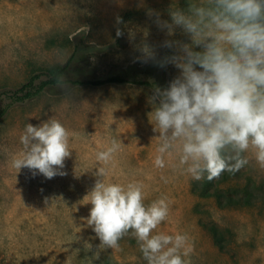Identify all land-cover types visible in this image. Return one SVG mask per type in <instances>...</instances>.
<instances>
[{
  "label": "rangeland",
  "instance_id": "374dc122",
  "mask_svg": "<svg viewBox=\"0 0 264 264\" xmlns=\"http://www.w3.org/2000/svg\"><path fill=\"white\" fill-rule=\"evenodd\" d=\"M181 6L184 0H179ZM172 0H0V107L9 103L5 93L19 87L34 73L63 64L74 48V36L84 33L94 76L147 68L168 83L178 70L136 59L140 53L125 35L115 37V19L121 17L136 32V41L147 39L159 45L158 31L150 12L168 19ZM123 27V25H122ZM185 39L179 33L175 37ZM166 49H159L162 57ZM153 89L124 84L101 87H58L33 99L13 104L0 120V264H147L137 240L130 234L119 247L100 246L87 217L92 207L89 191L101 162L96 154L112 138L122 146L110 162L106 182H140L145 204L167 198L169 215L153 234L186 233L191 253L188 264H264V168L251 152L240 176L224 187L249 184L259 198L251 205L217 206L213 197H199L192 180L176 168L174 157L165 168H156V141L149 98ZM49 119L59 121L69 132L70 157L62 171L46 179L11 160L23 152L20 137L26 124L36 126ZM123 157H129L128 164ZM140 161L143 166L137 165ZM113 163H117L113 166ZM215 226L214 234L209 228Z\"/></svg>",
  "mask_w": 264,
  "mask_h": 264
},
{
  "label": "clouds",
  "instance_id": "9594fccd",
  "mask_svg": "<svg viewBox=\"0 0 264 264\" xmlns=\"http://www.w3.org/2000/svg\"><path fill=\"white\" fill-rule=\"evenodd\" d=\"M172 0L168 19L150 12L165 39L154 45L115 19V37L125 35L140 53V62L160 67L172 65L178 74L167 87H155L149 98L153 131L158 133L154 166L165 168L174 157L176 168L194 181L218 178L239 171L249 163L251 152L264 168V0ZM123 25V27H122ZM177 33L185 39H177ZM159 49L168 50L162 57ZM57 87L67 90L63 77ZM22 153L13 157L11 167L33 176L53 179L70 157L69 132L57 120L39 125L26 124L20 137ZM112 138L96 154L98 164L94 186L86 195L91 204L87 225L106 249L132 235L147 264H188L191 253L186 233L153 234L169 215L167 198L145 204L140 182H106V167L122 146Z\"/></svg>",
  "mask_w": 264,
  "mask_h": 264
},
{
  "label": "trees",
  "instance_id": "16d2710c",
  "mask_svg": "<svg viewBox=\"0 0 264 264\" xmlns=\"http://www.w3.org/2000/svg\"><path fill=\"white\" fill-rule=\"evenodd\" d=\"M90 45L85 41L83 33H79L74 39V48L67 60L60 65H55L46 70L32 74L26 82L12 91L5 93L9 100L8 104L0 107V120L7 114L9 107L13 104L30 100L38 96L41 92L57 87L60 77H63L72 86L101 87L105 85L133 84L165 88L167 84L163 77L151 69L141 68L137 72L126 70L122 72L110 73L105 76H94L89 67V57L86 49ZM240 176L239 171L232 173L224 172L218 178L211 181H193L191 190L199 197H213L217 206H245L251 205L259 198L258 193L249 184L243 186L224 187L225 183ZM216 233V227L209 228Z\"/></svg>",
  "mask_w": 264,
  "mask_h": 264
},
{
  "label": "crops",
  "instance_id": "0c3cea01",
  "mask_svg": "<svg viewBox=\"0 0 264 264\" xmlns=\"http://www.w3.org/2000/svg\"><path fill=\"white\" fill-rule=\"evenodd\" d=\"M33 1H36V0H33ZM83 35H84V33H83ZM77 36V34L74 36V39H75V37ZM84 37H85V35H84ZM88 43V42H87ZM88 44H90V43H88ZM158 144V141L156 140V141H153L152 143H148V142H144L142 145H141V147H153V146H156ZM129 157H123V160H125L124 162H120L121 163V165L124 163L125 165L126 164H128L129 162H126V161H129ZM117 163H113V166L114 165H116ZM137 165H142L143 166V163L142 162H140V161H138L137 163H136ZM109 166H112V165H109Z\"/></svg>",
  "mask_w": 264,
  "mask_h": 264
}]
</instances>
